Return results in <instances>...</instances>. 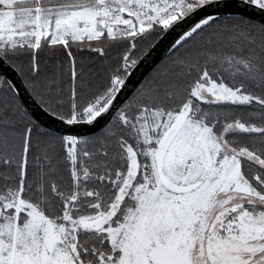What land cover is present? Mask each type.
<instances>
[{"label": "snow or ice", "instance_id": "obj_1", "mask_svg": "<svg viewBox=\"0 0 264 264\" xmlns=\"http://www.w3.org/2000/svg\"><path fill=\"white\" fill-rule=\"evenodd\" d=\"M239 2L0 0V264H264V0Z\"/></svg>", "mask_w": 264, "mask_h": 264}, {"label": "water", "instance_id": "obj_2", "mask_svg": "<svg viewBox=\"0 0 264 264\" xmlns=\"http://www.w3.org/2000/svg\"><path fill=\"white\" fill-rule=\"evenodd\" d=\"M234 7L231 9V13L234 15H251L252 10L251 9H245L243 4L239 2V0H229ZM171 37L165 39L163 42H161L153 52L151 58L145 62L139 70L134 74L132 78V83L135 84L138 80L145 77L152 67L158 63L164 56L167 55L168 45L170 43ZM19 82V81H17ZM22 92V102L25 105V107L28 108L30 112H32L33 116L39 119L43 124L49 125L53 122L50 121L38 108H35V105L33 104L32 99L28 95L27 92L23 91V88H21ZM54 126V125H53Z\"/></svg>", "mask_w": 264, "mask_h": 264}, {"label": "trees", "instance_id": "obj_3", "mask_svg": "<svg viewBox=\"0 0 264 264\" xmlns=\"http://www.w3.org/2000/svg\"><path fill=\"white\" fill-rule=\"evenodd\" d=\"M147 75H148V74H147ZM147 75H146V76H147ZM146 76H145V77H146Z\"/></svg>", "mask_w": 264, "mask_h": 264}]
</instances>
